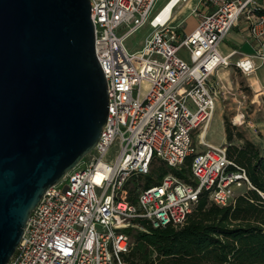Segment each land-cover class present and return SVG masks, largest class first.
<instances>
[{
	"label": "built area",
	"instance_id": "2783aa9c",
	"mask_svg": "<svg viewBox=\"0 0 264 264\" xmlns=\"http://www.w3.org/2000/svg\"><path fill=\"white\" fill-rule=\"evenodd\" d=\"M183 1L163 15L162 7L154 12L158 0H89L95 57L106 82V126L93 149L44 191L7 264H123L131 229L146 231L141 221L152 229L178 228L201 193L226 207L254 189L226 148L210 144L206 133L223 91L216 73L231 65L218 46L245 16L256 49L234 67L250 77L264 62V6L204 0L214 10L181 37L173 12ZM121 26L127 29L117 36ZM144 26L149 36L128 52L124 41ZM187 159L188 181L167 174L128 193L130 181L149 175L153 162L180 170ZM256 192L264 201V192Z\"/></svg>",
	"mask_w": 264,
	"mask_h": 264
},
{
	"label": "water",
	"instance_id": "95a60500",
	"mask_svg": "<svg viewBox=\"0 0 264 264\" xmlns=\"http://www.w3.org/2000/svg\"><path fill=\"white\" fill-rule=\"evenodd\" d=\"M107 113L89 0H0V264L44 191L93 149Z\"/></svg>",
	"mask_w": 264,
	"mask_h": 264
},
{
	"label": "trees",
	"instance_id": "16d2710c",
	"mask_svg": "<svg viewBox=\"0 0 264 264\" xmlns=\"http://www.w3.org/2000/svg\"><path fill=\"white\" fill-rule=\"evenodd\" d=\"M223 127L226 156L245 171L254 189L245 190L226 207L212 204L201 193L185 223L178 228L152 229L141 221L146 231L135 233L130 251L122 256L124 263L264 264V201L256 192H264V148L243 139L228 122L224 121ZM235 139L239 145L234 144ZM155 162L149 175L130 181L128 193L156 184L167 174L188 181L190 159L180 170L162 163L153 168Z\"/></svg>",
	"mask_w": 264,
	"mask_h": 264
},
{
	"label": "rangeland",
	"instance_id": "374dc122",
	"mask_svg": "<svg viewBox=\"0 0 264 264\" xmlns=\"http://www.w3.org/2000/svg\"><path fill=\"white\" fill-rule=\"evenodd\" d=\"M168 0H158L154 12L158 11ZM184 0L178 7L174 9V14L178 9L186 4ZM189 3H187V6ZM185 15L181 16L184 18ZM183 26L187 25V21L183 20ZM126 27H119L115 34L120 36L126 30ZM150 29L144 26L131 36H129L123 43L124 48L128 52L139 50L143 45L145 39L149 36ZM180 35V34H179ZM183 37L182 35H180ZM178 55L184 60H188V54L184 49L178 51ZM219 77L222 79L223 91L218 95L215 101V112L212 121L206 133V140L214 145L227 146L224 141V121L228 122L231 127L236 129V133H240L243 139H258L260 137L259 130L263 129L264 124V90L262 93H256L250 86L248 77L241 75L234 69H223L219 71ZM239 119V120H238ZM238 120L239 122H236ZM235 132V130H234ZM234 144L239 145L240 142L235 139ZM85 160V159H83ZM160 162H155L153 168H157ZM242 189L240 192H243ZM137 230L131 229L130 237L133 243V236ZM154 256H152L153 258ZM123 264L124 263L122 260ZM134 264H140L135 261Z\"/></svg>",
	"mask_w": 264,
	"mask_h": 264
},
{
	"label": "crops",
	"instance_id": "0c3cea01",
	"mask_svg": "<svg viewBox=\"0 0 264 264\" xmlns=\"http://www.w3.org/2000/svg\"><path fill=\"white\" fill-rule=\"evenodd\" d=\"M189 5L183 4L173 16V23L179 25L178 33L182 36L190 33L197 25L200 15L206 14L214 10L215 6L211 3L200 0H186ZM264 6V0H258ZM180 5V4H179ZM178 7V6H177ZM185 15L184 18L181 16ZM183 20L187 21V25L183 26ZM256 49V42L252 38L249 32V22L245 16H241L235 23L231 31L227 34L225 39L218 46V52L222 56H229L230 66L227 68H221L216 73V77H219V71L223 69H234L239 72L234 63L242 55H249ZM240 73V72H239ZM222 81V79H221ZM250 86L256 93L261 94L264 90V62L258 65L256 71L248 77ZM224 129V127H223ZM260 137L258 139H250L252 143L264 148V124L263 129L259 130ZM225 141V133H224Z\"/></svg>",
	"mask_w": 264,
	"mask_h": 264
},
{
	"label": "bare ground",
	"instance_id": "6f19581e",
	"mask_svg": "<svg viewBox=\"0 0 264 264\" xmlns=\"http://www.w3.org/2000/svg\"><path fill=\"white\" fill-rule=\"evenodd\" d=\"M176 2L177 0H168L162 7V9L164 8L163 15H167L169 12H171ZM238 120H236V122H239Z\"/></svg>",
	"mask_w": 264,
	"mask_h": 264
}]
</instances>
